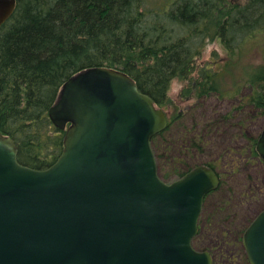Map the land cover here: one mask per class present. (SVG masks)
I'll list each match as a JSON object with an SVG mask.
<instances>
[{
  "label": "water",
  "instance_id": "1",
  "mask_svg": "<svg viewBox=\"0 0 264 264\" xmlns=\"http://www.w3.org/2000/svg\"><path fill=\"white\" fill-rule=\"evenodd\" d=\"M17 0H0V29ZM65 131L45 170L22 165L0 132V264H214L193 246L220 177L199 165L166 183L152 139L168 127L127 73L92 67L72 76L49 109ZM256 150L264 160V130ZM250 264H264V210L243 234Z\"/></svg>",
  "mask_w": 264,
  "mask_h": 264
},
{
  "label": "trees",
  "instance_id": "2",
  "mask_svg": "<svg viewBox=\"0 0 264 264\" xmlns=\"http://www.w3.org/2000/svg\"><path fill=\"white\" fill-rule=\"evenodd\" d=\"M246 2L17 0L15 14L0 29V132L16 141L22 165L37 170L52 166L63 150L65 132L54 126L49 109L68 79L92 67L127 73L162 108L177 78L189 79L195 87L188 100L217 93L216 74L205 66L198 79L192 78L202 66L196 58L208 43L217 41L231 50L264 34V0ZM257 80L249 104L264 116V76ZM202 119L186 126L191 151L215 133L216 123L212 128L208 118ZM174 122L171 118L152 144L171 131ZM172 139V145L177 141L184 145L180 132ZM250 142L253 158L262 160L257 142ZM191 169L180 172V177Z\"/></svg>",
  "mask_w": 264,
  "mask_h": 264
},
{
  "label": "rangeland",
  "instance_id": "3",
  "mask_svg": "<svg viewBox=\"0 0 264 264\" xmlns=\"http://www.w3.org/2000/svg\"><path fill=\"white\" fill-rule=\"evenodd\" d=\"M196 60L202 66L192 78L198 79L205 66L216 74L218 92L188 100L189 91L195 88L190 80L172 81L163 108L175 122L171 131L152 144L158 174L171 183L185 169L205 163L215 166L221 187L206 200L194 244L198 250L210 252L214 264H250L241 233L264 210V162L254 159L250 148V141L257 142L264 130V116L249 104V98L257 79L264 76V34L231 50L217 41L208 43ZM224 117H228L226 121ZM202 118L216 123L215 133L210 132L202 147L191 151L186 126H194ZM177 132L185 146L169 142Z\"/></svg>",
  "mask_w": 264,
  "mask_h": 264
},
{
  "label": "flooded vegetation",
  "instance_id": "4",
  "mask_svg": "<svg viewBox=\"0 0 264 264\" xmlns=\"http://www.w3.org/2000/svg\"><path fill=\"white\" fill-rule=\"evenodd\" d=\"M237 1L240 3V5L247 3L246 0H230V2H233V3H236Z\"/></svg>",
  "mask_w": 264,
  "mask_h": 264
},
{
  "label": "bare ground",
  "instance_id": "5",
  "mask_svg": "<svg viewBox=\"0 0 264 264\" xmlns=\"http://www.w3.org/2000/svg\"><path fill=\"white\" fill-rule=\"evenodd\" d=\"M224 2V1H223ZM152 9V8H151ZM17 10V9H16ZM164 10V9H163ZM236 14V13H235ZM257 28V27H256ZM187 33V32H186ZM248 34H249V32H248ZM200 37V36H199ZM195 40V39H194ZM239 41V40H238ZM228 44V43H227ZM217 56V55H216ZM222 71V70H221ZM209 72V71H208ZM184 85V84H183ZM170 90V89H169ZM182 97V96H181Z\"/></svg>",
  "mask_w": 264,
  "mask_h": 264
}]
</instances>
